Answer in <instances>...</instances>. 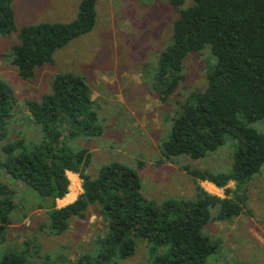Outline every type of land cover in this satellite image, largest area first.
Instances as JSON below:
<instances>
[{
  "label": "trees",
  "instance_id": "trees-1",
  "mask_svg": "<svg viewBox=\"0 0 264 264\" xmlns=\"http://www.w3.org/2000/svg\"><path fill=\"white\" fill-rule=\"evenodd\" d=\"M12 2L0 0L1 34L17 30ZM169 2L178 9V16L172 24L171 43L157 57L152 85L159 99L166 102L183 81V61L190 53L208 47L214 62L206 72L205 87L186 95L171 118L169 139L161 144L162 158L156 162L183 154L205 156L223 144L225 134L238 144L228 172L183 168L195 179L194 198L176 197L160 204L146 201L137 171L118 161L102 166L94 177L86 172L90 151L72 150L66 140L82 133L100 135L102 130L89 86L76 73L54 74L50 92L23 101L41 128L39 142L30 143L22 136L8 139L6 122L12 117L15 97L9 84L0 79V149L4 154L0 166L44 198L41 206L47 210L49 231H65L71 217L84 219L88 207L96 206L107 224L99 262L132 256L135 237H142L152 257L150 264H204L217 248V242L203 232L204 225L242 212L246 194L240 186L264 164V0H192L186 6L184 0ZM95 22V0H81L71 21L23 25L17 31L18 42L10 49V61L22 78L31 79L37 67L54 62L57 49L89 32ZM255 122H261L263 131L251 126ZM142 165L139 161L138 166ZM67 171L78 174L82 191L58 207L56 200L70 191ZM199 180L224 188L226 196L208 193ZM229 181L236 183L235 190L226 186ZM14 197V189L0 181V239L11 223ZM213 208L217 211L212 216ZM25 244L4 252L0 264H26L37 253L31 251L29 242ZM160 248L164 250L158 253ZM86 263L84 256L70 264Z\"/></svg>",
  "mask_w": 264,
  "mask_h": 264
},
{
  "label": "rangeland",
  "instance_id": "rangeland-1",
  "mask_svg": "<svg viewBox=\"0 0 264 264\" xmlns=\"http://www.w3.org/2000/svg\"><path fill=\"white\" fill-rule=\"evenodd\" d=\"M80 1L13 0L17 30L0 33V79L9 84L15 97L12 117L6 122L8 139L22 136L30 143L39 142L41 128L32 120L23 101L39 99L43 93L50 92L54 74L76 73L89 86L90 98L98 112L97 124L102 130L100 135L82 133L66 140L72 150L90 151L86 172L94 177L102 166L118 161L137 171L146 201L160 204L176 197L194 198L195 179L183 168L228 172L238 144L231 134H225L223 144L205 156L193 158L183 154L171 161L156 162L162 158L161 144L169 139L171 118L179 112L186 95L205 87L206 72L214 62L208 47L200 53H190L183 61V81L166 102L159 99L152 85L157 57L171 43L172 24L178 16V9L169 0H95L94 27L57 49L54 62L37 67L33 78H22L11 63L9 52L18 42L17 31L21 26L41 21H71L76 17ZM191 2L184 0V5ZM251 126L263 131L261 122ZM3 159L0 149V160ZM139 161L143 162L142 166H138ZM70 173L66 172L70 182L68 193L73 192L76 198L81 193V179L78 176L73 182L71 176L75 174ZM0 181L14 189L16 203L5 237L0 239V258L4 252L24 248L29 242L31 251L37 254L26 264L43 261L70 264L84 256L86 264L151 263L152 257L142 237H135L132 256L113 258L110 263L99 262L103 251L101 238L107 224L96 206L88 207L84 219L71 217L68 228L55 233L48 229L47 210L41 206L44 198L37 191L11 178L1 166ZM198 182L208 193L226 196L224 188L204 183L206 180ZM226 186L236 189L234 181ZM240 187L246 194L242 212L226 220L210 221L203 227V232L217 242L216 251L204 264H264V164ZM60 200L56 201L58 207L71 202ZM216 211L217 208L211 209V215ZM163 250L160 248L158 253Z\"/></svg>",
  "mask_w": 264,
  "mask_h": 264
},
{
  "label": "bare ground",
  "instance_id": "bare-ground-1",
  "mask_svg": "<svg viewBox=\"0 0 264 264\" xmlns=\"http://www.w3.org/2000/svg\"><path fill=\"white\" fill-rule=\"evenodd\" d=\"M77 177L75 176V175H72L71 176V180L73 181V182H76V179ZM75 198V194L73 193V192H70V193H68V194H66L64 197H63V199H62V201H64V202H66V201H72L73 199ZM61 201V200H60Z\"/></svg>",
  "mask_w": 264,
  "mask_h": 264
},
{
  "label": "crops",
  "instance_id": "crops-1",
  "mask_svg": "<svg viewBox=\"0 0 264 264\" xmlns=\"http://www.w3.org/2000/svg\"><path fill=\"white\" fill-rule=\"evenodd\" d=\"M68 172H70V171H67V173ZM73 173V172H72ZM72 173H70V174H72ZM73 174H75L76 175V177H78V175L76 174V173H73ZM204 183H208V184H211L212 186H215L213 183H211V182H209V181H206V182H204ZM80 188H81V183H80ZM77 190H78V188H77ZM81 191H82V188H81ZM61 199H63V198H61ZM60 199H57L56 201H59Z\"/></svg>",
  "mask_w": 264,
  "mask_h": 264
}]
</instances>
